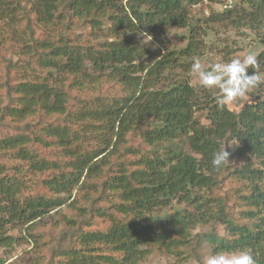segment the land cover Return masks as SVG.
I'll list each match as a JSON object with an SVG mask.
<instances>
[{"label":"trees","instance_id":"obj_1","mask_svg":"<svg viewBox=\"0 0 264 264\" xmlns=\"http://www.w3.org/2000/svg\"><path fill=\"white\" fill-rule=\"evenodd\" d=\"M205 1L0 0V264L188 260L203 243L264 264V100L221 109L188 79L199 24L261 35L264 0L193 22ZM172 28L190 30L183 49L136 39ZM236 181L248 185L234 195L241 223L221 196Z\"/></svg>","mask_w":264,"mask_h":264},{"label":"rangeland","instance_id":"obj_2","mask_svg":"<svg viewBox=\"0 0 264 264\" xmlns=\"http://www.w3.org/2000/svg\"><path fill=\"white\" fill-rule=\"evenodd\" d=\"M237 1V0H235ZM240 1V0H239ZM223 10L222 6H216L214 4H211L210 0H206L202 5L191 8V14L190 17L192 18L193 22H197L198 18H205L209 17V15L213 12H221ZM200 26H205L206 29H208V33H204L202 35V39L204 42V50L203 55L200 57L201 62L204 64V66L207 68L209 64L211 63H224L228 62L231 59L243 57L249 52H255L257 56V61L259 64L258 74H260L262 77H264V64L262 65V62L259 61V57L262 53H264V31L261 35H259L256 31H251L249 29L245 30V36L238 37L235 31H231L229 29H226V27H223L224 25H216L213 28L207 27V25L199 24ZM82 32V31H79ZM145 34H142L138 36L136 39L143 44L145 47L152 49L155 51L156 49H168V50H175V49H183L188 44V38L190 35L189 29H183V28H172L168 31V34L163 37H159L158 39L155 37H152V40L147 42V40H144ZM249 35V36H248ZM201 37V36H200ZM183 38V39H182ZM233 40H238L237 44L240 47L239 51H234L233 48L235 44L233 43ZM228 46V47H227ZM249 74H252L254 72V69L249 68ZM189 81L190 83L197 89H203L202 86H200L198 78L193 75H189ZM215 90L217 94L218 90ZM259 100H264V80L261 81V83L252 91H250L247 95V98L242 101H236L229 105L230 110H233L235 112H239L247 103L254 104ZM199 117V120H202V123L207 124L206 118L202 117L201 115H197ZM230 163L232 166L236 167L240 163H238L236 160L231 159ZM248 185L244 182H230L224 185L221 196L226 197L227 199H230L229 204L233 206V209L231 211V214L234 210V214H236L238 211L240 212L239 207H237V204H240V201L234 197V195L241 191L245 192ZM248 191V190H246ZM232 200V201H231ZM160 219H164L166 217V214H158ZM235 216V218L239 219V213ZM240 223L243 222L241 219H239ZM222 232V228L220 229ZM205 229H199L194 232V234H197L198 232H205ZM63 233L64 231H57L54 233V239L57 243H59L62 246H68L70 243L63 241ZM16 234H19V231L16 232ZM55 244V243H54ZM56 246V244H55ZM193 246L187 247L184 249V252L188 255L190 254L188 260L183 259V257H176L174 255H166V256H160L156 255L151 257L147 263L145 264H204V259L212 254V248L210 245L203 243L198 248L194 249L196 253H193ZM2 252L0 251V254ZM196 256L201 257V260L196 258ZM16 261V258L9 260L8 263L12 264Z\"/></svg>","mask_w":264,"mask_h":264},{"label":"clouds","instance_id":"obj_3","mask_svg":"<svg viewBox=\"0 0 264 264\" xmlns=\"http://www.w3.org/2000/svg\"><path fill=\"white\" fill-rule=\"evenodd\" d=\"M147 42L152 40L150 35H144ZM249 68L254 69L249 74ZM259 64L255 52H249L242 58H234L224 63H211L206 68L200 58H194L190 74L198 78L200 86L205 89L218 90L216 103L219 108L242 101L250 91L255 89L264 77L258 74ZM227 145L213 154L211 164L220 170L229 161ZM204 264H256V260L246 251L233 253H217L204 259Z\"/></svg>","mask_w":264,"mask_h":264},{"label":"built area","instance_id":"obj_4","mask_svg":"<svg viewBox=\"0 0 264 264\" xmlns=\"http://www.w3.org/2000/svg\"><path fill=\"white\" fill-rule=\"evenodd\" d=\"M233 5V0H228L227 3H225V5L222 6L223 9H230L232 8Z\"/></svg>","mask_w":264,"mask_h":264}]
</instances>
